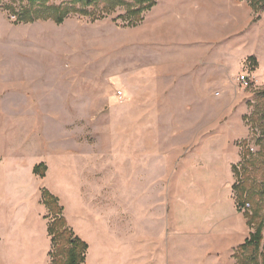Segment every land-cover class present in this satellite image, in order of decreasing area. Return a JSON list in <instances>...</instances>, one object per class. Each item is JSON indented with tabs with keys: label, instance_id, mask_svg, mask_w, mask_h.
I'll use <instances>...</instances> for the list:
<instances>
[{
	"label": "rangeland",
	"instance_id": "rangeland-1",
	"mask_svg": "<svg viewBox=\"0 0 264 264\" xmlns=\"http://www.w3.org/2000/svg\"><path fill=\"white\" fill-rule=\"evenodd\" d=\"M194 2L0 0V264L68 262L65 230H55L51 258L37 221L46 191L88 245L81 264H211L205 238L218 212L233 218L234 200L247 223L256 215L247 239L264 223V0H212L187 15L198 41L158 52L182 63L201 55L183 80L196 86L171 90L169 74L152 75V19ZM236 5L247 6L241 19ZM174 108L180 119H170ZM245 155L259 163L247 174ZM234 159L238 176L222 189ZM241 178L255 187L247 212L233 189ZM166 194L169 216L158 201ZM48 206L51 225L58 213ZM74 210L87 216L71 225ZM177 219L171 247L166 227Z\"/></svg>",
	"mask_w": 264,
	"mask_h": 264
},
{
	"label": "crops",
	"instance_id": "crops-1",
	"mask_svg": "<svg viewBox=\"0 0 264 264\" xmlns=\"http://www.w3.org/2000/svg\"><path fill=\"white\" fill-rule=\"evenodd\" d=\"M211 3H212V0H199L198 4L195 3V4L189 5L188 7H184L183 9L181 8V11L178 10L177 8L174 9L173 7L172 8L173 13L170 17L162 15L164 16V18H161L160 20H158V18L156 17L152 19V32H153L152 33V75H156L159 73L169 74L167 79H170L171 84H170V87L168 88H170L171 90H176L179 87H181L180 83H182L185 88L189 86L191 87L196 86L194 82L192 83L184 82L183 80L188 81V76L190 77V75L197 73L198 66H199L198 64L200 60L199 57L201 55H199L197 52L187 54V57H186L187 61L185 63H182L180 62L182 58L179 61L176 60L175 57H172V58L165 57L164 58L163 55L160 54V52L163 51L164 48L161 49L162 47H160L159 44L161 43V44L169 45L170 43L173 44V43H178L180 41L183 42L184 40H187V39L197 42L198 40H195V38H193L195 36L194 32L193 31L187 32L185 30L184 19L185 17H187V15L197 16V11L199 13V8H201L202 6H206V4L211 5ZM234 7H235L234 8L235 15L240 16V19L242 18L243 11H244V15H246V10H247L246 5H240V6L236 5ZM237 8L239 10H237ZM183 12H190L191 14H186V16H183L182 15ZM152 80L153 82H155L156 78L152 77ZM181 105L185 107L184 111H186L188 108V105L187 104L185 105L181 104ZM173 111L174 113H171L170 119L175 120V117L177 119H180L179 116H181L180 114L182 113H180L179 108L177 109L174 108ZM159 149H163V148L159 146ZM234 164H236L235 159L233 160V162H230L228 166L230 177L228 178V180H226L222 184V189L228 183L231 182L230 184L232 186L235 182V175L233 172ZM40 188L42 187L39 186V191H40ZM225 191H226L227 196L230 197L228 191L226 189ZM38 195H39V192H38ZM232 199L234 200V198ZM169 200H170V197L167 194L164 195L162 198L161 197L158 198V201L165 203L164 207L166 209V214L168 216H169L168 214L169 211L170 213H172L170 207L167 206V203ZM38 203L39 204L36 209L37 211L36 217H37V221L42 226L41 231L43 235L45 237L50 238V241L48 242V251H47V253L48 252L50 253V250L52 247V241L48 233L49 225L45 218L46 217L45 216L46 207L41 204L40 199L38 200ZM234 203H235V209L233 210L232 212L233 214L231 215L233 217L232 219L225 217L219 212L218 214L215 215L217 217L214 218V222L212 223L208 231V237L205 238L208 248L205 251L204 255L202 256L204 257L203 258L204 262H206V260H208L209 258H214L215 261H212L211 264H227L228 262L227 258L229 257V253L231 252V250L234 248L237 249L240 245H242L247 240V237L249 236V226L247 223V219L242 213L237 211L235 200H234ZM215 209L216 208H214V211ZM73 213L74 214L71 213V215H69L71 225L75 224L76 219H79L82 217L85 218V216H87L86 212L84 213V212H78L74 210ZM168 224H169V221L167 222V226ZM179 225H180V221L177 219L176 221L174 220V227L171 229V232H170V229H167L168 227H166V231L168 230V232L165 235V239L171 242V247H172V240L181 235L182 229ZM1 232L2 230L0 231V235L2 238ZM75 232H76L75 233L76 236H79V238H81V235H79L80 233L78 232V230L75 229ZM2 245H3V241L1 239L0 240V250L2 248ZM10 246L11 245L8 244L5 247L6 249H8ZM168 249H169V252L167 253ZM171 249L172 248H170L168 244V248L165 253L166 257H161V254H160V256L156 259H158L159 261L161 259L165 260V258L169 257L170 251L172 252ZM222 253L224 254V257H220ZM227 254H228V257L226 256ZM5 255H8V251L5 253Z\"/></svg>",
	"mask_w": 264,
	"mask_h": 264
},
{
	"label": "trees",
	"instance_id": "trees-1",
	"mask_svg": "<svg viewBox=\"0 0 264 264\" xmlns=\"http://www.w3.org/2000/svg\"><path fill=\"white\" fill-rule=\"evenodd\" d=\"M81 2H90V0H80ZM86 4V3H85ZM156 2H152V7L155 6ZM151 8V7H150ZM52 11L54 13L59 12V8H53ZM59 13H62L60 11ZM59 20H62V14H59ZM264 94V92H263ZM243 164V170L247 174L249 173V168L254 166H257L259 163L256 161H253L250 157V155H245L242 161ZM256 168V167H255ZM36 171L34 170V173ZM234 175L237 177V170L236 168H233ZM254 185L249 183V180L241 178L240 181L235 183L233 186L234 191L236 192V197H237V203L239 201L240 206L246 205L247 202V195L249 193H253L254 191ZM262 195H264V190L260 191ZM44 195V204L47 207L48 205L55 206V210L57 214V218L54 221V224H51L48 226V233L50 237H52V244L53 246L57 243L56 241V235H55V230H61L62 228L65 230V235L70 241V244L73 245V249H69V257L68 262H62L58 258L57 259H52V264H81L82 262H85L86 258V252L88 250V245L86 242L81 240L79 237H76L73 233L72 229H69L67 227V222L65 218L62 215V207H60L56 201V199L51 196L47 191L43 194ZM49 207V206H48ZM47 207V208H48ZM61 210V211H60ZM60 211V212H59ZM247 212V211H246ZM256 217L255 214L251 215V217H248L249 223L251 224ZM248 223V224H249ZM264 223L260 225V227L257 229V231L253 234H251L250 238L247 239L242 245H240L234 254V257L236 259L237 264H259L257 261V258L254 256V252L259 250L261 247L263 248L261 255L264 258V243L263 241V234H262V229H263ZM53 252V251H52ZM50 252V256L54 257V254ZM66 256V255H65Z\"/></svg>",
	"mask_w": 264,
	"mask_h": 264
},
{
	"label": "built area",
	"instance_id": "built-area-1",
	"mask_svg": "<svg viewBox=\"0 0 264 264\" xmlns=\"http://www.w3.org/2000/svg\"><path fill=\"white\" fill-rule=\"evenodd\" d=\"M241 80H242V82L245 84V86H248V85H249V79H247L246 76H243V77L241 78ZM119 95H120V97H123V93H122V92H120ZM249 208H250V204H249V203H247V204L244 205V206H239V207H238V209H239L240 211H245V212H246Z\"/></svg>",
	"mask_w": 264,
	"mask_h": 264
}]
</instances>
